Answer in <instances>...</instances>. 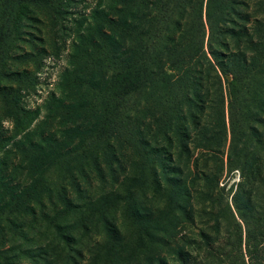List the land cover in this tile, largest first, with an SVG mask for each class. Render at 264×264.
<instances>
[{"label":"trees","instance_id":"16d2710c","mask_svg":"<svg viewBox=\"0 0 264 264\" xmlns=\"http://www.w3.org/2000/svg\"><path fill=\"white\" fill-rule=\"evenodd\" d=\"M80 1L0 0V264H264V0Z\"/></svg>","mask_w":264,"mask_h":264},{"label":"rangeland","instance_id":"374dc122","mask_svg":"<svg viewBox=\"0 0 264 264\" xmlns=\"http://www.w3.org/2000/svg\"><path fill=\"white\" fill-rule=\"evenodd\" d=\"M81 0L74 10H89V5L93 6L96 0H86L88 3ZM66 52L60 58L47 57L44 60V64L38 73L39 83L37 85V90L31 94L29 97L25 98V104L30 108H35L46 100L48 96L55 90L56 83L59 79L60 73L66 67ZM239 173L235 171L231 178H225L221 180V185L226 184L227 189L234 182L239 181ZM231 195H229V198ZM198 228V222L193 225L188 224V226L183 229L185 230V236H188L191 231H195ZM181 240V239H180Z\"/></svg>","mask_w":264,"mask_h":264}]
</instances>
